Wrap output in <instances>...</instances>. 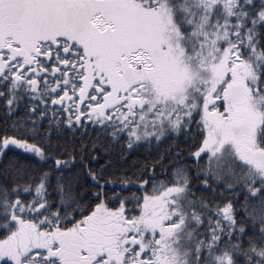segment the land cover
I'll return each mask as SVG.
<instances>
[{"label":"snow or ice","instance_id":"obj_1","mask_svg":"<svg viewBox=\"0 0 264 264\" xmlns=\"http://www.w3.org/2000/svg\"><path fill=\"white\" fill-rule=\"evenodd\" d=\"M0 264H264V0H0Z\"/></svg>","mask_w":264,"mask_h":264}]
</instances>
